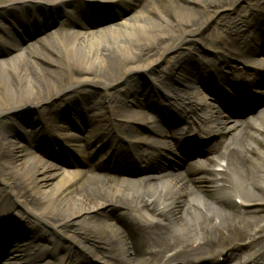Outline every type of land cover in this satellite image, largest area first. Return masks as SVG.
<instances>
[{
    "label": "bare ground",
    "instance_id": "bare-ground-1",
    "mask_svg": "<svg viewBox=\"0 0 264 264\" xmlns=\"http://www.w3.org/2000/svg\"><path fill=\"white\" fill-rule=\"evenodd\" d=\"M92 1L109 11L107 26L100 27L93 20L91 26L87 21L77 26L74 15L84 19L72 13L59 19V25L66 28L58 26L53 34H47L42 31L53 19L37 21L33 16L38 14L32 11L70 6L75 1L0 0V30L32 33V39L14 56L0 53V123L8 120L6 125L0 124V180L5 184V191H0V253L12 244L2 263L21 264L6 261L16 255L34 264H109L113 259V264H138L140 257L149 264L163 260V264H197L195 260L216 264L218 255L226 253L221 264L234 259L238 264H260L264 260V111L256 113V118H245L251 128L244 125V119L230 120L218 106L221 86H207L205 81L217 75L213 70L224 73L233 67L232 78L240 80L244 65L262 52L264 40L259 30L264 28V17L257 19L255 28V23L251 24L255 13H249L248 19L246 15L239 18L240 13L231 16L242 0ZM250 2L261 15L264 7L257 4L264 0ZM89 14L94 17L96 11ZM161 27L166 32L159 31ZM211 27H218L224 37L207 41L205 34ZM6 44L10 49L15 46L13 38ZM198 47L210 58L206 77L195 74L192 67L197 60L187 51ZM165 59L167 67L157 73ZM219 62L227 67L219 70ZM119 83L115 94L99 102L117 113L122 122L106 114L91 116L95 106L85 102L63 104L69 92L86 87L103 91ZM160 88L166 95L156 99ZM151 99L162 113L168 112L167 107L178 108L183 116L203 119L208 128L203 135L213 133L222 138L205 144L206 160L195 158L186 164V173L194 177L188 178L193 187L211 191L205 200H196V191L188 182L186 185L181 171H169L175 168L174 163L150 166L153 171L161 168L165 172L146 181L142 192L124 187L136 182L125 174V166L157 147L142 131L152 125L147 114ZM56 101L63 106L56 108ZM199 107L205 114L199 113ZM25 108L45 115L38 114L29 131L23 128L28 132L23 136L17 131L21 121L16 115L23 114L20 111ZM52 117L50 126L47 120ZM163 126L150 130L152 136L178 143ZM122 131L133 135L131 147H141L142 152L129 157L126 153L116 162L111 157L103 169L121 166L107 181L85 173L88 157L81 155L89 151L83 152V142L89 146L96 140V144L106 145ZM68 147L80 155L81 162L69 160ZM164 147L169 145L164 142ZM40 152L54 161L46 157L45 162ZM96 161L101 167L103 159ZM3 174L14 182L3 179ZM257 192L263 196L250 195ZM213 196L232 205L233 199L240 198L245 203L244 215L227 212L217 202L219 210L213 208ZM109 206L118 211L106 212ZM17 209L33 219L27 228L15 221Z\"/></svg>",
    "mask_w": 264,
    "mask_h": 264
},
{
    "label": "rangeland",
    "instance_id": "rangeland-1",
    "mask_svg": "<svg viewBox=\"0 0 264 264\" xmlns=\"http://www.w3.org/2000/svg\"><path fill=\"white\" fill-rule=\"evenodd\" d=\"M246 1H248L249 3H251L250 1H252V0H246ZM247 3V2H246ZM238 5V7H237V9H235L234 10V13L233 14H231L230 13V15L231 16H236L238 13H241L242 12V9H243V6L245 5V0H242V1H240L239 3H237ZM251 5V7H253L252 6V4H250ZM159 31H163V32H166V29H164V27H161V28H159L158 29ZM205 37L210 41L212 38H214L215 37V33H214V31H213V29L212 28H209L208 29V31L206 32V34H205ZM204 38V37H203ZM133 40L136 42V43H138V39L137 38H133ZM60 50V49H59ZM13 56H14V54H13ZM166 64V59L165 60H162L161 62H160V64H159V67H158V69L156 70V72L157 73H159L162 69H163V67H164V65ZM97 80H99V79H97ZM120 84V83H119ZM90 86V85H89ZM117 86H118V84H116V85H112L111 87H109L108 89H107V91L108 90H110L109 91V93L105 96V97H103L102 96V93L101 92H99V91H102V90H97V89H95L94 87H92V89L91 88H88V87H86V88H84V89H78L79 91H78V93H79V95H78V97H76L75 99H72V100H70L69 102H72V103H78V104H81V103H86V104H89V105H93V106H95L94 108H93V111L95 112V114H97V113H100V114H103V111H102V109H100V102H99V100H102L103 98H108V97H110L111 96V94H115V92L117 91ZM65 91V90H64ZM66 92H68V90H66ZM104 92V91H103ZM62 97V96H61ZM71 96H67L66 97V99H69ZM57 98H60V97H57ZM84 98V99H83ZM98 98V99H97ZM93 99H96V101H93ZM108 102H112L111 100H107ZM58 102L59 101H56L53 105H58ZM29 108H25V109H23L22 111H20V112H23V114H17L16 116H17V119H19V120H28V121H32L36 116H37V114H38V112H40V113H42L43 115H45L44 113H43V111H38V110H34V109H32L31 111H27ZM107 108H105V110H106ZM46 113V112H45ZM53 114V113H52ZM114 115L115 116H117L118 117V114H116V113H114ZM53 116V115H52ZM55 117V116H54ZM118 119H120L119 117H118ZM7 121L8 120H2L1 122L2 123H0V124H3V125H6L7 124ZM47 121H49V122H51L52 121V118H50L49 120H47ZM124 129H126V127L124 128ZM126 132V131H125ZM127 133H128V131H127ZM227 137V134L225 135V138ZM219 139H222V138H220V137H217L215 140H219ZM0 167H2V164H1V162H0ZM3 179H5V180H9L10 182L11 181H13L14 180V178H12L11 176H9V175H6V174H3ZM1 180H2V178H1ZM1 180H0V188L1 189H4L3 191H5V185L1 182ZM3 181V180H2ZM4 182V181H3ZM14 182V181H13ZM239 188H242L243 189V187H239ZM126 189L129 191V192H132L133 190H135V191H138V190H142L143 188H139V187H137L136 185H133V184H130V185H128V186H126ZM132 190V191H131ZM194 190L196 191V200L197 199H199L200 197H202L204 200H205V195L206 194H209L210 195V193H207V191H203V189L202 190H200V189H196V188H194ZM1 191V190H0ZM241 191V190H240ZM241 193L244 195V196H246V197H248L246 194H244L242 191H241ZM250 195H255L256 197H261V196H263V194L261 193V192H257V193H255V194H250ZM207 196V195H206ZM213 198V200H212V204L213 205H215V206H213L212 205V207L213 208H215V209H218L217 208V204L215 203L216 201H217V199H216V197L215 196H213L212 197ZM36 200H38L37 198H36ZM182 200H183V202H182V206H184V208H186L187 209V205L185 204V202H184V199L182 198ZM211 205V204H210ZM110 207V206H109ZM111 208H114V207H111ZM219 208H221V209H223L222 207H219ZM107 209V208H106ZM116 209V208H115ZM108 210H111V209H109L108 208ZM219 210V209H218ZM223 210H225V209H223ZM216 214H217V212L216 211H214ZM54 213H56V214H60V212H53V214ZM232 214H234V213H232ZM242 214V213H241ZM234 215H238V214H234ZM26 217V216H25ZM24 218V217H23ZM77 218H79V216H77ZM29 220H32L31 218H24L22 221H23V225H27V223H28V221ZM21 221V222H22ZM27 227V226H26ZM138 261H140L138 264H149L148 263V261H146V262H143L142 261V259H141V257L139 258V260ZM108 262V261H107ZM109 264H113L114 263V259L113 260H111L110 262H108Z\"/></svg>",
    "mask_w": 264,
    "mask_h": 264
}]
</instances>
